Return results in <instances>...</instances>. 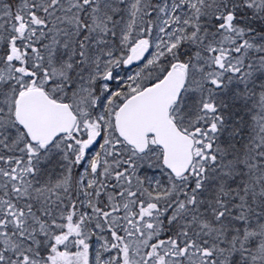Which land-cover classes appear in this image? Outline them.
Returning a JSON list of instances; mask_svg holds the SVG:
<instances>
[{"label": "snow or ice", "instance_id": "1", "mask_svg": "<svg viewBox=\"0 0 264 264\" xmlns=\"http://www.w3.org/2000/svg\"><path fill=\"white\" fill-rule=\"evenodd\" d=\"M0 264H264V0H0Z\"/></svg>", "mask_w": 264, "mask_h": 264}]
</instances>
